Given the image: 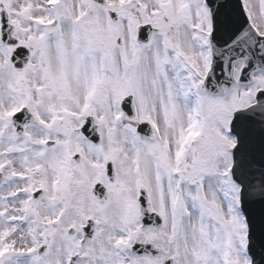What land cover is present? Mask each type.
Here are the masks:
<instances>
[{
    "label": "snow or ice",
    "instance_id": "6c2138e0",
    "mask_svg": "<svg viewBox=\"0 0 264 264\" xmlns=\"http://www.w3.org/2000/svg\"><path fill=\"white\" fill-rule=\"evenodd\" d=\"M0 264H264V0H0Z\"/></svg>",
    "mask_w": 264,
    "mask_h": 264
}]
</instances>
